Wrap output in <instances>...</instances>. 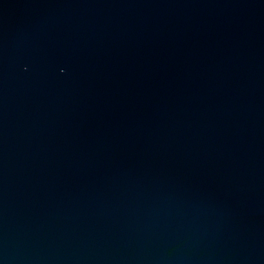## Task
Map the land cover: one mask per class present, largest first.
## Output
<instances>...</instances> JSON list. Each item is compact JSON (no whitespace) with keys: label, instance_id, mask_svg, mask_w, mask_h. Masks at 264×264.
<instances>
[{"label":"water","instance_id":"obj_1","mask_svg":"<svg viewBox=\"0 0 264 264\" xmlns=\"http://www.w3.org/2000/svg\"><path fill=\"white\" fill-rule=\"evenodd\" d=\"M0 264H264V0H0Z\"/></svg>","mask_w":264,"mask_h":264}]
</instances>
